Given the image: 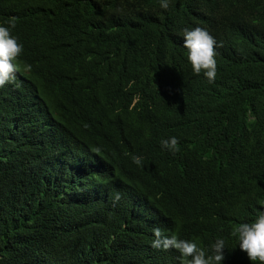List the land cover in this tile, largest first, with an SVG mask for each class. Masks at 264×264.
I'll list each match as a JSON object with an SVG mask.
<instances>
[{"label": "trees", "instance_id": "obj_1", "mask_svg": "<svg viewBox=\"0 0 264 264\" xmlns=\"http://www.w3.org/2000/svg\"><path fill=\"white\" fill-rule=\"evenodd\" d=\"M8 22L0 264H180L167 236L252 264L233 228L264 210V0H0ZM196 26L212 83L182 44Z\"/></svg>", "mask_w": 264, "mask_h": 264}, {"label": "clouds", "instance_id": "obj_2", "mask_svg": "<svg viewBox=\"0 0 264 264\" xmlns=\"http://www.w3.org/2000/svg\"><path fill=\"white\" fill-rule=\"evenodd\" d=\"M159 7L167 10L169 0H159ZM12 23L8 26L0 24V87L10 82L17 71V65L14 60L21 52L22 45L17 43L16 37L10 34ZM183 47L187 52V61L191 65L194 74H201L209 83L214 81L216 76L215 60V38L205 28L199 26L185 28L182 30ZM30 65H25L29 69ZM162 148L175 152L177 150V139L170 136L160 141ZM132 162L137 166L141 164V158L132 157ZM116 199L119 198L117 193ZM233 234L236 237L239 249L245 252L249 261H259L264 264V210H260L255 219L248 223H240L233 228ZM154 239L151 246L161 247L160 229H153ZM165 241L164 248H173L179 254L180 264H222L224 259L223 249L224 240L217 238L211 245L210 251L206 254L191 240L177 239L175 236L163 237Z\"/></svg>", "mask_w": 264, "mask_h": 264}]
</instances>
